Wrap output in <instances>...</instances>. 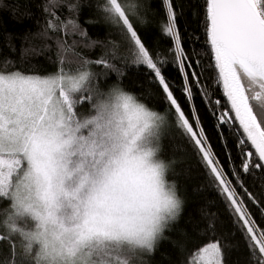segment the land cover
<instances>
[{
	"label": "snow or ice",
	"instance_id": "1",
	"mask_svg": "<svg viewBox=\"0 0 264 264\" xmlns=\"http://www.w3.org/2000/svg\"><path fill=\"white\" fill-rule=\"evenodd\" d=\"M162 2L163 33L176 46L182 94L192 101L194 92L199 94V61H191L182 47L175 0ZM141 7L134 0H106L101 10L119 27L122 40L110 41V51L94 61L76 50V39L68 42L69 36L87 39L86 30L55 12L39 34L45 41L50 32L57 35L55 73L9 71L8 59L0 57V205H8L0 209V264H144L143 256L155 250L182 207L175 185L166 179L168 164L158 158L167 122L198 149L229 202L251 261L264 264V227L245 206L262 201L247 188L246 199L241 197L212 151L197 109L189 114L178 101L162 73L163 61L154 59L138 34ZM203 9L206 43L226 101H214L206 90L202 99L215 105L221 139L236 129L240 171L264 173V0H204ZM129 55L162 90L167 122L118 86L101 91L100 74L90 69L102 66L107 79L108 73H119L116 62ZM85 104L92 115L80 113ZM240 171L231 174L244 187ZM226 247L221 240L200 245L190 264H227Z\"/></svg>",
	"mask_w": 264,
	"mask_h": 264
},
{
	"label": "trees",
	"instance_id": "2",
	"mask_svg": "<svg viewBox=\"0 0 264 264\" xmlns=\"http://www.w3.org/2000/svg\"><path fill=\"white\" fill-rule=\"evenodd\" d=\"M136 1L142 5L139 11L140 19L135 21L142 42L154 54V59L163 61L162 73L172 85L174 94L184 110L191 114L194 107L197 109L212 151L222 162L221 166L226 169L227 179L233 182L232 186L237 187L242 198L246 199L244 189L247 188L249 192L255 194L258 201H262L255 205L246 203L245 206L249 208L253 219L259 222V226L264 227V214L260 211L264 208V173L258 169L251 174L240 171L243 158L240 156V149L234 146L237 139L234 135L236 129L227 134L228 140L221 139L213 115L215 105H208L202 99L206 90L208 93H214L212 96L214 101L216 99L226 101L219 84L218 71L206 43L203 24L204 0H175L176 11L180 14L179 31L182 47L191 57V61H199V67L195 69L200 73L199 94L194 92L195 98L188 102H185L186 96L182 94L184 77L176 61V46L163 33L166 15L162 0ZM55 2L64 5L74 4L78 9L70 12L66 7H52L50 0H0V57L8 59L9 71L34 70L41 75L56 72L54 41L57 35L50 32L51 40L48 41L39 36L46 28V19L50 18L53 12L63 20L76 19L81 29L86 30L87 39L81 40L78 35L69 36L68 42L76 39L78 41L76 50L89 60L99 59L105 52L110 51V41L121 42L119 27L108 20L101 10L106 0H55ZM46 6L49 9L48 13L43 11ZM93 42L94 47L91 46ZM46 43L50 47H45ZM84 44L90 47L85 48ZM120 51L124 53L125 49L121 48ZM134 61L135 56L129 55L127 61L116 62L119 73H108L107 79L104 76L106 70L102 66H93L90 70L100 74L101 91L108 92L112 87L118 86L140 98L150 108L167 111L168 105L164 101V94L153 81L152 74L146 67ZM256 90L259 91L258 88ZM86 105L88 115H92L89 111L90 105ZM162 140L164 141L161 143L164 146L162 157L170 159L169 177L182 201V207L177 220L170 223L155 250L143 256L144 264H188L198 246L213 240H221L227 246L224 252L227 264H254L229 202L221 194L218 182L202 161L198 149L175 127L168 130ZM248 150L254 152L250 145ZM234 171H240V178L245 182L244 187H239L235 183L237 176L231 174ZM7 207L6 203L0 205V209Z\"/></svg>",
	"mask_w": 264,
	"mask_h": 264
},
{
	"label": "rangeland",
	"instance_id": "3",
	"mask_svg": "<svg viewBox=\"0 0 264 264\" xmlns=\"http://www.w3.org/2000/svg\"><path fill=\"white\" fill-rule=\"evenodd\" d=\"M129 1H132V0H121V2L122 3H124V4H127V2H129ZM136 3H138V1H136V0H134ZM86 104L82 107V108H80L79 109V111H80V113H82L83 114V116H90V115H88V110H87V108H86ZM156 110V109H155ZM158 111V110H157ZM161 115H165V117H166V122L168 121V118H167V111H163V110H160V111H158ZM168 123H170V122H167L166 123V126L164 127V129L162 130V133H161V140H160V152L158 153V158L159 159H161V160H163L166 164H168V169H167V172H166V179H167V181L170 183V184H172V180H171V178L169 177V170H170V159H168V158H163L162 157V155L164 154V146H163V144L161 145V143L162 142H164L162 139H163V137H164V135L167 133V131L168 130H170V129H173L174 128V125L173 126H168ZM193 258V257H192ZM192 258L190 259V261L192 260ZM188 264H190V263H188Z\"/></svg>",
	"mask_w": 264,
	"mask_h": 264
},
{
	"label": "water",
	"instance_id": "4",
	"mask_svg": "<svg viewBox=\"0 0 264 264\" xmlns=\"http://www.w3.org/2000/svg\"><path fill=\"white\" fill-rule=\"evenodd\" d=\"M218 71V70H217Z\"/></svg>",
	"mask_w": 264,
	"mask_h": 264
}]
</instances>
